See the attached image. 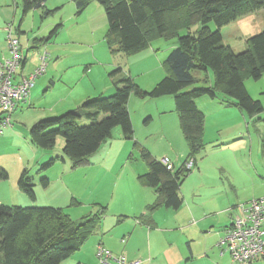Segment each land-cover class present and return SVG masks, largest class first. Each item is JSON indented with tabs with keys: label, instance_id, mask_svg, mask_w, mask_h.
<instances>
[{
	"label": "trees",
	"instance_id": "1",
	"mask_svg": "<svg viewBox=\"0 0 264 264\" xmlns=\"http://www.w3.org/2000/svg\"><path fill=\"white\" fill-rule=\"evenodd\" d=\"M45 0H20L23 15L41 9ZM80 13L91 2L102 6L107 22L104 35L111 55L130 56L147 49L157 39L176 40L162 67L166 75L150 90L139 88L130 76H121V68L109 72L114 93L98 96L82 104L76 111L40 121L29 130V142L48 149L58 136L63 138V154L72 169L86 165L88 158L119 128L124 139H132L133 127L128 112L131 95L139 99L171 96L188 154L176 171L168 169L148 152L140 151L147 172L140 182L157 193L159 206L177 210L182 199L179 189L191 172L185 163L200 153L203 142L204 115L195 99L222 94L253 118L263 111L259 100L247 92L244 81H257L264 74V30L246 39L247 48L236 53L223 43L222 27L238 18L264 10V0H74ZM214 23L216 30L208 25ZM199 27L193 31V28ZM59 29V28H58ZM57 27L52 31L55 35ZM210 71L213 82L195 76ZM218 96V95H217ZM86 122V123H83ZM136 147V144H133ZM54 159L42 166L46 169ZM24 170L17 183L19 190L35 201L33 183ZM8 179L0 168V181ZM48 179L40 180L42 188ZM99 213L103 218L104 208ZM99 215L72 221L62 210L52 207H20L0 204V264H61L78 251L98 228ZM145 223V222H144ZM149 225V224H146Z\"/></svg>",
	"mask_w": 264,
	"mask_h": 264
},
{
	"label": "crops",
	"instance_id": "2",
	"mask_svg": "<svg viewBox=\"0 0 264 264\" xmlns=\"http://www.w3.org/2000/svg\"><path fill=\"white\" fill-rule=\"evenodd\" d=\"M69 1L75 10L74 17L78 18L81 17L86 8L93 3L91 2L85 9L78 13L75 1ZM18 3L21 9L20 0H18ZM0 4L5 7L7 0H0ZM58 4H60V1H58ZM1 5L0 61L2 58L9 56L5 44V28L8 25L6 20L10 17L9 12H7V17L4 16V12L1 10ZM20 9H18V14L20 15L21 11L22 17H25L28 13L23 15L22 9ZM44 9L50 11V14L45 17L43 16V11L41 9H37L38 11H41L40 19L44 21L53 17L56 13L59 15L62 14L63 10L62 7L54 10L47 9L46 0L44 1ZM22 22L23 20L20 19L17 26H15L12 21L14 26L13 36L18 39L20 52L23 56L21 66L17 70V74L28 75L33 71V69L39 64V58L43 54L40 52V48L49 47L52 52L51 55L48 54L44 76L36 80L38 81V84H35L34 82L30 91L29 100L26 103H21L17 107L16 111L11 116L12 129L6 130V134H10L11 137H17L19 135L18 132H20V130H24L25 133L23 138L26 139V146L32 148L30 145L31 143L29 144L28 142L29 130L32 126L42 120L59 117L61 116L60 114L64 113L66 110H68L67 112L76 111L83 103L91 98H95V96L107 97L112 95L114 93L113 82L106 79V73L108 69L112 68V66L117 68V63L113 62L111 64V60L99 62V59L95 56L93 60L104 65V71L100 75L99 79L100 81L104 80L103 86L101 87L102 90L99 91V93L97 91V95L96 93L92 95L87 93L84 94V84L73 87L75 82H79L80 84L84 81V68L82 71L77 70L81 65H83L84 60L79 61L77 57L81 55L74 57L72 56L73 54L68 53L66 49L62 48L67 47L68 43H64L62 45L57 42L58 37L62 33L65 26L62 20H54L50 24H47L46 27L40 28L36 33L33 32L36 34L34 37V43L39 42V48L34 46V43L33 45L28 42L25 44L20 43V36L25 34L23 27H21ZM56 27L59 29L55 35H52V31ZM103 40L105 42L104 37ZM59 45L60 47H57ZM174 46V43H170V45L164 48V54L162 55L156 53L155 49L152 47L148 50L149 46L144 50L146 51V54L135 61L134 75L138 76V78L141 76L139 80L156 73V69L158 71L159 69L163 71L161 75L158 74V76L148 80L144 85L145 87L142 88L143 90H150L166 75V72L162 67V62L171 50V47L173 48ZM29 49L36 50L37 55H33V57L30 58L29 54H27ZM111 56L117 58L123 55L116 54ZM147 60H150V62L146 63L148 65L147 67H144L143 61ZM136 63L140 65V74L137 73ZM121 76L129 75H126L121 68L120 75H117V78ZM195 76L199 77L198 75ZM246 81L247 80L244 81V86L248 94L252 97L248 87L245 85ZM254 82H258L260 85L262 84L263 86L260 88L261 90L264 89V74L259 80ZM40 88L44 89L43 93L45 95L40 94ZM133 97L135 96L131 95L129 97L128 108L137 103V98ZM216 97L218 98L217 95ZM216 97H214V99L209 97L214 101L206 102L207 108L205 109L199 105L200 100L195 103L204 115V132L202 137L203 147L200 153L206 146V143L204 142V137L208 130L206 124V113L209 112L212 116L209 124V132L212 134L210 142H217V140L220 141V143L213 146V149L226 147V150L229 151L231 157L237 158L239 161V164L234 170L228 166L227 179L223 185L210 190L199 191L198 196H194V199L197 200L186 202L185 206L184 199L181 197L182 203L177 210L164 208L165 212H162L163 209L161 208L163 207L159 206L157 209L150 210V212H148L151 205L157 201V193H155V191L151 188L145 187L140 182L139 176H141L142 173L141 175L131 174L128 177V182L125 183V189L116 194L117 204L125 207L116 213V215H113L111 219L105 217V215L103 216L98 228H96L94 233L90 236L94 237L93 242L90 244L91 252L86 250L90 240H88L87 243H84V264H95V247L98 244H102L113 254L123 255L129 260L140 259L146 263L149 262L150 264H236L231 261L227 252L221 251L217 243L219 238L222 236L223 231L230 225L231 218L234 215V211L229 210V208H233L237 204L246 203L254 198L264 197V105L256 98L261 102L263 111L257 116L250 118L233 101H217L215 100ZM162 99H164V97L157 98L154 105L150 104L145 110L142 109L141 117L153 116L157 113L159 116L157 134L161 138H168L169 140H173V142L174 140L177 142L178 149H176V145H174V143L171 144L170 154L173 160L169 157L167 158L166 156H163L161 160L157 159L160 162L163 159H166L171 166L170 169L176 171L186 159L188 149L179 127V121L175 122V120H172L170 122V120L164 119L165 102ZM219 117H223V119H219ZM175 124L177 125V129H175ZM251 127L256 130V135L249 132ZM4 132L2 136L4 135ZM112 132L114 133V139L104 144V146L101 145L102 147L100 146L98 151L93 154V157H99V155H101L104 151H108L109 155L115 152L114 156L116 157L119 154L126 152V147L124 148V145L128 144L123 142L124 139L122 138L120 129L115 128ZM62 146L63 144L61 142L60 147L62 148ZM120 146H122V149L119 148L117 151L114 149ZM200 153L196 156V163L194 164L197 166L196 169L198 171L199 164L197 163V160ZM55 156L57 157L58 153L55 151L53 152L51 148L41 149L39 157L40 163H36V167H41V164L47 162L48 160L50 161V159H54ZM88 159L87 164L82 167H93L101 162V159H98L97 162L93 164L90 160L91 157ZM57 162L58 161H53V163L47 167L46 170H44L45 173L42 175L44 178L49 180L48 176L50 175L46 172L50 168L55 169ZM62 163H64L63 160ZM195 166H193V168H195ZM69 170L73 171L70 164ZM32 174H34L35 177H32L29 174H27V177L35 182V184H33L34 187L39 188L37 181L40 172H32L31 175ZM20 175L21 173L19 176ZM186 178L184 179L183 184ZM56 181H60L62 183L63 180L58 179ZM183 184L179 189V194ZM49 185L50 184L48 183L47 187L43 189H48ZM72 185L76 186L75 180L72 181ZM16 189L15 193L18 194L20 198L18 196L17 197L22 199L20 202H23L25 205H15L17 202H13L11 200L12 198L2 199V197H6L2 194V192H0V204H8L6 206L10 207H26L34 206L36 202L38 203L36 194L35 201L31 202L27 198H22V192L19 188ZM66 192L68 196H71L73 199L76 198L73 191ZM61 194H63V191ZM153 211H157V214H154ZM157 215L161 217L163 221H160ZM143 221L145 224L149 225H146L145 227ZM123 239L125 240L124 242H122ZM81 256H83V254H81ZM91 260L92 262H90ZM249 264H264V259H257Z\"/></svg>",
	"mask_w": 264,
	"mask_h": 264
},
{
	"label": "rangeland",
	"instance_id": "3",
	"mask_svg": "<svg viewBox=\"0 0 264 264\" xmlns=\"http://www.w3.org/2000/svg\"><path fill=\"white\" fill-rule=\"evenodd\" d=\"M58 1H60V4H58ZM46 7L50 10L62 7V14L59 15L56 13L53 17H50L44 21L40 19L41 11L35 10L28 13L25 17H22L21 11L20 15L18 14V9H20L18 0H7L5 7L1 5V10L4 12L5 17L8 16L7 12H9L10 17L8 20H6L7 24H11L13 21V24L17 26L18 21L20 19L23 20L21 27H23L25 34L20 36L19 40L21 44L28 42L29 44L33 45L34 37L36 35L35 33L40 28L46 27L47 24H50L54 20H62L65 26L62 33L58 37L57 42L61 43L62 45L64 43H68L67 47L62 48L66 49L68 53L73 54L72 56L74 57L81 55L77 57L79 61L84 60L83 65L77 69L82 71L84 68V81L80 84L79 82H75V84H73V87L84 84V94L87 93L92 95L97 91L99 93V91L102 90L101 87L103 86L104 80L100 81L99 79L100 75L104 71V65L94 61L93 59L95 56L99 59V62L110 60L111 64L116 62V67L122 68L125 74L129 75L139 88L145 87L144 85L148 80L153 79L154 77L158 76V74L161 75L163 72L161 69H159V71L156 69V73L140 80L139 78H141V76L138 78V76L134 75V63L136 60L143 57L144 54H146V51H142L130 56H120L117 58L111 56L103 40L107 30L106 16L102 6L98 3H91L79 18L74 17L75 10L69 0H46ZM208 27L210 30L214 31L217 29L214 23H210ZM197 28L199 27L193 28V31ZM263 30L264 10H261L238 18L233 23L222 27L220 33L223 43L229 45L234 52L240 53L247 48L246 39ZM170 43H174L176 45V40L157 39L152 42L148 50H150L152 47L155 49L156 53L162 55L164 54V48L170 45ZM39 45V42L34 43V46L37 48H39ZM57 47H60V45ZM173 48L171 47V49ZM40 49L41 53H48L49 55L52 54L49 47H42ZM27 54H29V57L32 58L33 55H37V52L36 50L29 49ZM147 62H150V60L143 61L144 67L148 66L146 64ZM39 66L40 62L33 69V71ZM113 68L115 69V66H112V68L108 69L106 73V79L110 82L111 79L108 74L110 71L114 70ZM136 70L137 73L140 74V65L138 63H136ZM195 75H198L202 79H206L208 83L212 82L213 80V76L210 71L207 73L197 72ZM42 76H44V74L40 75L38 78H41ZM36 80L35 84H38V81ZM245 85L248 87L252 97H254L253 99H259L264 105V89L261 90L263 85H260L258 82L256 83L253 80H247ZM43 90L44 89L42 88L39 90L41 95H45ZM217 95L218 98L216 97L215 100L227 101L224 95ZM136 100L137 103L135 105H131L128 108L133 127L132 139L128 140L122 137L124 139L123 142L128 144L124 145V148L126 147V152L119 154L117 157L114 156L115 152L109 155L108 151L101 153V155H99L100 158L98 156L93 157V155H91V163L94 164L98 159H101L100 164H96V166L93 167L80 166L78 168H74L73 171H71L69 170L70 161L62 152L63 146L62 148L60 147L61 142L64 144L63 138L58 136L55 140V144L51 147L53 152L55 151L58 153V156L54 157V161L58 162L55 169L50 168L46 172L50 175L48 176V182L50 185L46 190L40 185V180L44 178L42 175H44V170H46L42 169V166L47 164L49 160L44 163L42 162L43 164L40 165L41 167H36V163H40L39 157L41 149L32 146L29 142V138L28 142L32 148L26 146V139L23 138L25 133L24 130H20L21 133L18 132L19 135L17 137H11L10 134H6V130L12 129V127L9 126L4 129V135H6L5 137L3 135L0 140V168L7 171L8 179L0 181V192L6 196L2 197V199L12 198L11 200L13 202H17L15 205H25L23 202H20L22 199H19V195L15 193V190H17L16 188H18L17 183L20 177L19 174L26 170L30 176L35 177V175H31V173L40 172L37 181L39 188L33 187V191L37 195L38 199V203L36 202V204H34L35 207H52L62 209L72 221H80V219L85 216L99 215V213L103 211L102 209L104 208L105 217L111 219L113 215H116V213L125 207L117 204L116 194L122 192L125 189V183L128 182V177L131 174L141 175L142 173V175H144L147 172L146 165L140 156V151L144 150L145 152H148L153 158L155 157L159 160H161L163 156H166L167 158L169 157L171 160H173L170 154L171 144L174 143V145H176V149H178V144L175 140L173 142V140L161 138L157 134V129L159 126V116L157 113L153 116L141 117L142 109L145 110L150 104L154 105L157 99L137 98ZM162 100L165 102L164 119L170 120V122L172 120L178 122L173 98L168 96L164 97ZM198 100H200L199 105L204 109L207 108L206 102L214 101L207 96L197 98L195 99V102ZM67 111L68 110L64 111V113ZM64 113L60 115H63ZM206 115V124L208 130L204 137V142L206 143L205 149L200 153L197 160V163L199 164V171L196 169L197 166L194 165L195 168L192 169V172L188 175L184 184L182 182L183 186L181 188L180 194L184 199V206L186 202L196 201L197 199H194V196H198L199 191L210 190L215 187L222 186L227 179L228 166L234 170L239 164L238 159L231 157V154L228 150H226V147L213 149V146L217 143H220V141L217 140V142H210L212 134L209 132V124L212 116L209 114V112H207ZM219 119H223V117H219ZM175 129H177L176 124ZM249 132L251 134H257L256 130L252 127L250 128ZM113 139L114 133L112 132V138L103 143L102 146ZM133 144H136V147H134ZM119 148L122 149V146L114 149L117 151ZM62 160L64 163H62ZM58 179H62V183L60 181H56ZM74 180L76 181V186L72 185V181ZM30 182L35 184V182L32 180H30ZM62 191L63 194H61ZM66 191H73L76 195V198L73 199L71 196H68ZM22 196V198H27L23 193ZM3 205L6 206L8 204ZM161 209H163L162 212H165L164 208ZM154 214H157V211H155ZM101 217L102 215L100 214L99 218L101 219ZM157 217L159 216L157 215ZM158 219L163 221L161 217ZM93 238L94 237H90L84 242L87 243L88 240H90V243H88L89 245L86 248V250L89 252H91L90 244L93 242ZM84 243L78 251H76L70 258L61 264H84ZM81 254H83V256H81ZM90 262H92V260Z\"/></svg>",
	"mask_w": 264,
	"mask_h": 264
},
{
	"label": "built area",
	"instance_id": "4",
	"mask_svg": "<svg viewBox=\"0 0 264 264\" xmlns=\"http://www.w3.org/2000/svg\"><path fill=\"white\" fill-rule=\"evenodd\" d=\"M13 30L12 23L5 28L9 56L0 61V138L4 129L11 126V116L17 107L29 100L34 82L44 74L48 59V53H43L37 69L28 75L17 74L23 56ZM161 162L168 169L171 168L166 159ZM184 166L191 170L194 166L193 159H189ZM229 210L234 211V215L219 238L218 247L227 252L231 261L236 264H249L257 259H264V197L237 204ZM124 241L123 239L122 242ZM95 258V264H150L140 259L129 260L123 255L113 254L102 244L96 246Z\"/></svg>",
	"mask_w": 264,
	"mask_h": 264
}]
</instances>
